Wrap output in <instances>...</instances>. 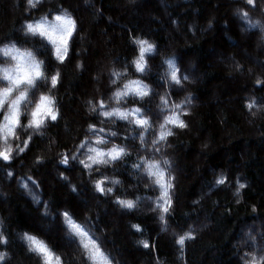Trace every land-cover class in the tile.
<instances>
[{
    "label": "trees",
    "instance_id": "16d2710c",
    "mask_svg": "<svg viewBox=\"0 0 264 264\" xmlns=\"http://www.w3.org/2000/svg\"><path fill=\"white\" fill-rule=\"evenodd\" d=\"M60 8L77 22L63 63L46 38L27 34L22 27ZM237 8L264 23V0H255V7L244 0H39L35 8L27 0H0V47L15 44L21 51H32L43 61L49 78L60 72L56 88H51L50 79L40 80L38 91L29 92L32 103L21 105L19 139L10 143L14 148L23 146L31 135L28 147L19 156L13 152L10 166L0 161L4 196H0V221L9 239L7 246L0 245V251L9 253L4 264H43L20 238L23 233L45 241L63 264H86L82 248L60 215L65 210L102 242L112 264H244L250 258L246 254L264 244V33L259 27L245 31L247 23L236 14ZM134 38L156 46L154 53L145 54L144 74L131 63L139 55ZM173 57L181 74L189 77L182 81V91L176 90L181 86L166 83V60ZM8 62L10 58L0 53V66ZM125 65L126 73L113 85L112 70L124 71ZM129 79L142 80L150 95L143 100L130 95L118 104L112 93ZM40 94L55 98L58 118L46 120L39 130L25 128ZM189 94L191 104L184 105L187 114L181 116L187 127L167 125L173 134L154 152L151 142L159 138V124L170 114L171 103H180ZM160 96L168 98L167 107ZM101 98L109 108H141L152 124L144 132L145 147L141 148L137 125L89 110L88 101ZM252 98L256 104L249 109ZM89 124L103 127L106 139L109 131L116 132L107 147L114 143L129 153L122 161L93 165L99 172L93 170L91 175L78 162H88L87 148L77 147L85 136L96 146ZM65 152L78 159L60 163ZM139 156L161 161L175 178L166 230L154 203L161 194L159 187L143 167H132L140 162ZM163 159L169 165H163ZM221 175L227 180L218 185L215 181ZM104 176L108 177L104 187L113 188L108 195L96 191L93 183ZM113 179L120 183L113 185ZM237 180L245 185L239 196ZM117 196L135 201L136 207L118 205ZM189 229L194 238L180 246L177 235ZM248 233L256 237L255 246ZM142 240L149 247L139 243Z\"/></svg>",
    "mask_w": 264,
    "mask_h": 264
},
{
    "label": "snow or ice",
    "instance_id": "6c2138e0",
    "mask_svg": "<svg viewBox=\"0 0 264 264\" xmlns=\"http://www.w3.org/2000/svg\"><path fill=\"white\" fill-rule=\"evenodd\" d=\"M246 5L255 7V0H244ZM39 3V0H27V4L30 8H35ZM236 14L243 21H246L247 28L259 27L261 32L264 33V23L260 20H252L247 11L241 8L236 9ZM51 16V19L49 18ZM23 31L27 34L33 36H40L46 38L55 48V56L61 63L64 62L67 53L69 40L73 36L74 31L77 27L76 20L72 15L63 8L58 9V11L53 14L49 13L47 15L41 16L39 19L32 20L31 22L26 21L22 26ZM133 43L138 45V57L135 58L131 63L134 65L135 71L137 73L144 74L146 72L147 60L145 58L146 53H154L156 51V46L146 39L134 38ZM0 53L4 57L10 58V62L5 65L0 66V142H2V147H0V161L7 162L6 167L10 166L13 159V152L19 156L20 153L24 152L28 147L29 142L32 137L29 135L24 141L23 146L17 144L15 148L13 147L10 140L19 139L16 135V129L21 126V105L32 103L29 100V92L32 89L38 91V81L44 80L48 81L50 79L51 88H56L57 84L60 82V72L57 70L54 74L49 77L45 75L43 71V61L37 60L33 52L30 50L21 51L15 46V44L4 45L0 47ZM168 65V80L166 83L170 82L174 87L181 86L182 81H187L189 77L185 74L182 75L180 68L177 66L175 58H169L166 60ZM77 67L81 65L77 64ZM239 67V65H237ZM127 71V65H125L124 71H118L113 69L111 72L112 76L116 79L111 80L113 85L117 84L119 80ZM255 83L257 85L261 84L259 78L256 79ZM51 90V89H50ZM177 91H182V86L176 89ZM151 89L147 84H144L140 79H129L123 84V87H117L112 93L111 99H115L118 104L126 102L127 97L130 95L135 99L139 97L143 100L145 97L150 95ZM35 95V92H33ZM170 95V93H169ZM162 104L167 107L169 105V100L165 96H160ZM91 105L90 111L98 112V114L104 118L119 117L122 120H127L130 124L137 125L141 132L139 134V140L141 142V148L145 147V136L144 132L152 127L149 117L144 115L141 108H121L120 106H115L109 108L106 105L104 99H99L95 101H88ZM55 98L46 94H40L38 100L35 101L34 107L30 112V119L27 125L23 127H32L34 130H39L46 120L56 121L58 118V109L54 107ZM185 104H191V94L185 97L180 103H171L170 114L163 117V123L159 124V138L153 139L151 142V147L154 152H159V144L161 141H165L166 138L172 135L171 129L167 128V125H172L178 128L187 127L185 121L181 119L182 115L187 114V109L184 107ZM256 104L255 98L251 99V102L247 105L251 109ZM89 131L95 136L96 146H92L88 143V137L85 136L84 139L77 146L79 149L87 148L84 153L86 160L80 159L78 162L91 172L94 170L99 172V167L93 169V165H107L116 161H122L125 156L129 153L126 148L117 144H111V147H107L111 143V138L117 135L116 132L109 131L108 138L106 139L102 133H105L103 127L97 128L96 124L88 125ZM43 135V133H41ZM127 139V138H125ZM135 139V137H134ZM40 157H36V161H40ZM77 160L78 157L75 153L71 156L69 153L65 152L60 155V163L68 165L69 161ZM138 163L132 165L133 168L140 170L143 167L148 174V177L154 178L153 184L157 185L160 189V197L154 201L156 209H159L160 215L159 220L163 224L164 230L167 229V220L165 215L170 213L172 208V198L170 195L171 189L174 187V177L171 176L164 167H161V161L156 159H147L143 156L138 157ZM163 165H169V160L163 159ZM8 176H12L11 171L7 172ZM63 176V173H61ZM65 180L68 177L63 176ZM29 180L32 178L29 177ZM108 177L104 176L101 179L94 180L95 190L102 195H108L113 192L112 187H104L105 181ZM227 178L221 175L215 183L222 185L226 183ZM113 185L119 184L120 181L113 179L111 181ZM236 195L239 196L240 189L245 187L237 180ZM23 187L28 188V184L23 183ZM73 191H76L73 187ZM36 199V197H33ZM139 199V197L137 198ZM118 205L125 207L129 210L136 207V202L130 199H121L119 196L115 197ZM255 210V209H253ZM48 207L45 204V215H48ZM64 221L67 222L68 227L72 230L74 237V242L78 243V246L82 248L83 254L86 256V264H112V260L101 247L102 242H98V238L91 233L89 228H86L81 223H78L73 215L69 211L65 210L60 213ZM90 224V221H86ZM137 230H140L139 225H133ZM22 240L28 242V250L35 253L43 262V264H63V260L58 256L49 245L38 238L35 235L29 233L20 234ZM193 230L189 229L183 235H177L176 243L183 246L186 239H193ZM247 239L252 242L255 246L256 237L251 233L247 234ZM139 243L143 244L144 247H149L146 240H142ZM9 244V239L3 231V222L0 221V245L7 246ZM257 252L260 255H257ZM244 264H264V244H261L258 249L254 248V251L247 253ZM9 258V253L7 251H0V264H4L6 259Z\"/></svg>",
    "mask_w": 264,
    "mask_h": 264
},
{
    "label": "rangeland",
    "instance_id": "374dc122",
    "mask_svg": "<svg viewBox=\"0 0 264 264\" xmlns=\"http://www.w3.org/2000/svg\"><path fill=\"white\" fill-rule=\"evenodd\" d=\"M189 70L192 72V73H195V69L193 68V66H190L189 67ZM0 196L4 197L3 194L0 192Z\"/></svg>",
    "mask_w": 264,
    "mask_h": 264
}]
</instances>
